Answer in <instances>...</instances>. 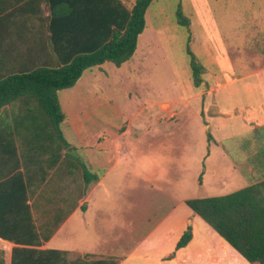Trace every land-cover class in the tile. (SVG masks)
<instances>
[{"label": "crops", "instance_id": "1", "mask_svg": "<svg viewBox=\"0 0 264 264\" xmlns=\"http://www.w3.org/2000/svg\"><path fill=\"white\" fill-rule=\"evenodd\" d=\"M47 16L44 0H0V30L11 35H1L0 41L32 48L29 55L17 49L9 60L32 69L44 59L52 60L43 40ZM257 26L252 39L231 45L222 69L201 72L200 83L186 89L175 83L172 91L166 86L169 76L162 87H155L152 71H138L157 43L153 30L145 36V13V28L127 62L85 70L73 87L58 91L64 115L60 131L68 147L53 167L45 165L33 177L27 190L40 244L18 245L0 238L3 264H11L14 248L26 250L17 254L21 260L27 256V264H252L186 201L224 196L264 180L238 186L245 181L222 145L223 139L244 134L252 148L264 141V22ZM35 105L24 97L0 109V159L12 158L15 164L18 158V171H23V157L51 156V150L43 152L53 140L49 128L34 134L26 116L14 124L13 110ZM181 115L196 121L200 135L179 124ZM173 133H178L177 140L170 139ZM32 143L38 144L40 154ZM194 143L200 144V151L192 176L201 179V192L189 198L187 157ZM80 164L94 176L87 186ZM185 232L191 235L189 242L175 250Z\"/></svg>", "mask_w": 264, "mask_h": 264}, {"label": "trees", "instance_id": "2", "mask_svg": "<svg viewBox=\"0 0 264 264\" xmlns=\"http://www.w3.org/2000/svg\"><path fill=\"white\" fill-rule=\"evenodd\" d=\"M44 1L49 16L43 18L47 23L43 40L52 60L44 59L33 69L23 67L21 62L9 60V56H14L17 49L29 55L32 48L8 40L0 41V109L24 97L34 100L36 108L13 110V120L17 119L14 124L21 116L34 117L35 113V117L42 121L43 113L45 123L36 131L41 133L40 130L47 127L53 137L50 148L43 149V152L51 150V156L44 160L30 156L21 158L23 171H18V158H15V164L11 163L12 158L0 159V238L28 246L40 244L34 236V223L27 204L28 186L45 165L53 167L62 150L68 147L60 131L64 115L57 92L73 87L85 70L106 62L116 67L127 62L135 52L138 36L145 28L146 10L152 2L134 0L132 7L127 9L121 0ZM12 16L7 15L6 19ZM178 24L188 27V20L182 18ZM14 32L24 38L21 31ZM31 32L27 31V34ZM4 34L11 38L10 31L0 30V38ZM39 44L42 46L43 43ZM188 53L193 83L198 85L201 69L192 53ZM206 139L208 142L212 140L209 134ZM30 145L35 154L41 153L37 150V143ZM15 153L14 148V157ZM79 167L87 186L94 176L86 173L81 164ZM186 205L249 263L264 264V180L224 196L189 199ZM190 238L191 235L185 232L175 250L186 246ZM21 251L26 250H12L11 264H27V256L21 260L17 254ZM0 264H3L1 252ZM32 264L37 262L32 261Z\"/></svg>", "mask_w": 264, "mask_h": 264}, {"label": "rangeland", "instance_id": "3", "mask_svg": "<svg viewBox=\"0 0 264 264\" xmlns=\"http://www.w3.org/2000/svg\"><path fill=\"white\" fill-rule=\"evenodd\" d=\"M121 2L130 9L134 0H121ZM182 18L188 20V27L178 24V20ZM262 22H264V0H152L146 10L145 36H150L149 32L153 30L157 43L155 49L147 56V60L138 67V71H152L155 87H162L163 78L169 76L171 83L166 86L171 90L175 83L182 89L189 88L193 79L190 68L191 56L188 51L192 53L201 72H205L202 75L207 74L206 71H218L223 68V61L232 51L231 45L242 38L252 39L253 33H256L255 26L259 28L257 25ZM143 43H145L144 39L141 38V47ZM144 67L148 68L143 69ZM138 81L142 82L143 79L139 78ZM29 107L26 106L25 109ZM35 114L34 117L29 116V119L25 118L29 120L34 134H37L36 130L41 127L39 125L45 123V116L41 114L43 117L41 120L43 119L44 122L39 123ZM181 118L179 124H187V128L194 135H200L201 130L194 119L184 115H181ZM14 120H17L16 117ZM40 132L42 133L41 130ZM203 133L205 135V131ZM175 136L173 133L170 139L174 141L179 138V135ZM248 137L249 135L244 134L222 141L224 151L245 181L238 186L252 184L259 178L264 179V141L260 147L256 145L252 148L249 145L251 143L246 142ZM187 138L189 142V137ZM217 149L216 153H220L221 148ZM204 150L207 151L206 146ZM190 151L192 155L188 154L187 157L186 191L189 198H196L201 192L199 187L201 179L197 175L192 176V173L197 168L194 157L200 151V144H192Z\"/></svg>", "mask_w": 264, "mask_h": 264}]
</instances>
